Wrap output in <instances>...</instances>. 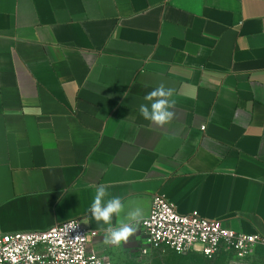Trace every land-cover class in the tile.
Returning a JSON list of instances; mask_svg holds the SVG:
<instances>
[{
  "label": "crops",
  "instance_id": "crops-1",
  "mask_svg": "<svg viewBox=\"0 0 264 264\" xmlns=\"http://www.w3.org/2000/svg\"><path fill=\"white\" fill-rule=\"evenodd\" d=\"M161 82L163 127L138 111ZM101 183L114 225L162 194L264 236V0H0V235L101 229Z\"/></svg>",
  "mask_w": 264,
  "mask_h": 264
},
{
  "label": "built area",
  "instance_id": "built-area-1",
  "mask_svg": "<svg viewBox=\"0 0 264 264\" xmlns=\"http://www.w3.org/2000/svg\"><path fill=\"white\" fill-rule=\"evenodd\" d=\"M104 235L101 229L85 227L76 219L45 230L1 234L0 264H111L105 247L115 246H106ZM137 235L143 256L172 249L206 257L228 251L245 258L257 246H264L263 235L236 231L198 211L183 214L162 194L153 197L151 211L133 237Z\"/></svg>",
  "mask_w": 264,
  "mask_h": 264
},
{
  "label": "clouds",
  "instance_id": "clouds-1",
  "mask_svg": "<svg viewBox=\"0 0 264 264\" xmlns=\"http://www.w3.org/2000/svg\"><path fill=\"white\" fill-rule=\"evenodd\" d=\"M174 96L175 89L161 82L144 96V100L148 103L141 104L138 111L143 119L163 127L171 123L176 116L174 109L177 101ZM94 187L95 193L89 213L96 224L101 226V231L105 233L103 243L106 246L118 248L128 243L138 231V226L144 221L143 209L140 207L131 209L127 212L126 219H117L114 225L113 218H119L125 212L124 201L119 196L107 198L110 194L108 185L104 183Z\"/></svg>",
  "mask_w": 264,
  "mask_h": 264
},
{
  "label": "rangeland",
  "instance_id": "rangeland-1",
  "mask_svg": "<svg viewBox=\"0 0 264 264\" xmlns=\"http://www.w3.org/2000/svg\"><path fill=\"white\" fill-rule=\"evenodd\" d=\"M111 264H264V246H257L245 258H238L228 251L206 257L194 252L179 254L172 249L154 251L143 256L138 249H133L128 255L116 257Z\"/></svg>",
  "mask_w": 264,
  "mask_h": 264
}]
</instances>
